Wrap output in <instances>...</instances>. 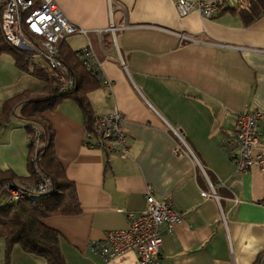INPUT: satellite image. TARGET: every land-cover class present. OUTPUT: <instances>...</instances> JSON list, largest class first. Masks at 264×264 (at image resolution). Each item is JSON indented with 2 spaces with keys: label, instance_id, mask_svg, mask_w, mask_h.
Instances as JSON below:
<instances>
[{
  "label": "crops",
  "instance_id": "1",
  "mask_svg": "<svg viewBox=\"0 0 264 264\" xmlns=\"http://www.w3.org/2000/svg\"><path fill=\"white\" fill-rule=\"evenodd\" d=\"M54 3L69 22L88 31L67 38L61 48L74 53L89 43L109 83L99 81L87 94L91 114L121 112L129 144L126 158L87 148L85 118L73 101L43 113L54 155L80 207L77 215L40 220L59 234L64 263L139 264L135 252L105 261L90 247L127 229L130 217L144 210L150 189L183 217L171 234L161 227L158 264H264V168L236 172L234 151L225 144L239 115L261 111L257 131L264 149V13L247 22L233 9L210 19L197 13L180 17L176 0ZM112 25L128 28L112 34ZM46 88L17 65L12 52L0 53V117L6 102ZM170 128L183 136L203 172L190 154L174 152ZM29 159V135L14 107L0 123V174L8 178L0 189L35 181ZM208 182L222 183L216 194L225 223L215 200L205 196ZM6 201L0 196V204ZM0 256L1 264H47L18 245L6 251L3 239Z\"/></svg>",
  "mask_w": 264,
  "mask_h": 264
},
{
  "label": "built area",
  "instance_id": "2",
  "mask_svg": "<svg viewBox=\"0 0 264 264\" xmlns=\"http://www.w3.org/2000/svg\"><path fill=\"white\" fill-rule=\"evenodd\" d=\"M251 0H176L175 9L180 17L197 13L203 18L210 19L219 12L227 9H243L248 11ZM110 26L112 34L116 30H125ZM99 35L102 31H96ZM0 33L4 43L19 52L29 54V62L42 63L50 72L54 85L60 92H67L75 85L71 71L60 59V45L73 35L86 36L88 31L69 22L54 3V0H0ZM190 42L195 39L181 37ZM78 60L86 71L92 72L97 79L109 87V83L100 73V65L88 43L78 54ZM261 111L245 112L237 117L235 131L228 136L225 144L234 151L230 156L236 172L245 173L254 166L264 168V149L260 147L261 136L257 131V123L262 118ZM125 121L123 114L116 109L103 115H93L89 129L85 131L84 144L89 149H98L106 153H117L126 158L129 155L128 136L122 129ZM177 145L176 154H190L202 171L198 161L192 155L183 136L170 128ZM35 151L41 147L39 132L34 133ZM36 168V167H35ZM203 172V171H202ZM209 184V193L219 209L220 218L225 223L217 188L222 183ZM52 192V181L36 170L34 182L22 185L5 184L0 189V196L7 198V203L24 201L46 196ZM182 215L172 205L170 200L158 201L149 189L145 195V208L138 215L130 217L128 228L108 233L104 239L91 245L90 250L105 261L121 256L127 252H135L139 264H158L159 249L162 244L161 227L168 234L174 226L182 222ZM1 264V256H0Z\"/></svg>",
  "mask_w": 264,
  "mask_h": 264
},
{
  "label": "trees",
  "instance_id": "3",
  "mask_svg": "<svg viewBox=\"0 0 264 264\" xmlns=\"http://www.w3.org/2000/svg\"><path fill=\"white\" fill-rule=\"evenodd\" d=\"M248 5V11L239 8L232 11L239 12L247 22L264 13V0H251ZM62 44L60 45V59L75 79L74 87L65 93L58 91L51 72L42 63H30L29 54L8 47L0 33V53L12 52L20 68L27 69L34 77L47 84V88L41 94L26 92L6 102L0 123L10 116L14 107H18L19 118L29 135V175L35 179L36 170H38L52 181V192L46 196L0 204V239L4 240L6 251L18 245L25 253L43 257L47 264L65 263L59 249V234L43 226L40 220L52 215H77L80 207L74 186L66 179L54 155L52 132L42 120V115L47 111H53L63 101L70 100L82 111L85 127L89 129L93 115L87 94L99 86L96 75L86 71L78 60L79 52L63 50ZM36 131L39 132L41 147L35 151L37 155L34 160L32 158L36 144L34 136ZM6 181L8 178L0 174V186Z\"/></svg>",
  "mask_w": 264,
  "mask_h": 264
}]
</instances>
